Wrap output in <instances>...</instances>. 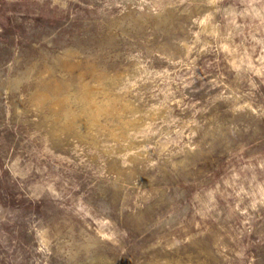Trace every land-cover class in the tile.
Segmentation results:
<instances>
[{
  "label": "rangeland",
  "instance_id": "rangeland-1",
  "mask_svg": "<svg viewBox=\"0 0 264 264\" xmlns=\"http://www.w3.org/2000/svg\"><path fill=\"white\" fill-rule=\"evenodd\" d=\"M0 264H264V0H0Z\"/></svg>",
  "mask_w": 264,
  "mask_h": 264
},
{
  "label": "bare ground",
  "instance_id": "bare-ground-1",
  "mask_svg": "<svg viewBox=\"0 0 264 264\" xmlns=\"http://www.w3.org/2000/svg\"><path fill=\"white\" fill-rule=\"evenodd\" d=\"M169 21H171V18L168 17L166 18L163 23H168ZM95 70V69H94ZM97 70V69H96ZM95 70V71H96ZM94 73V72H93ZM96 74V73H95ZM113 74V73H112ZM44 75V74H43ZM99 76V77H98ZM105 77V73L103 72H100L98 75H97V78H99V80H102L103 78ZM41 78V77H40ZM43 78V76H42ZM20 77L17 78V80H19ZM45 81H47L49 83V86L53 89H61L62 88V83L58 80V79H54V78H43ZM98 80V79H96ZM45 82V83H47ZM69 82V81H68ZM77 84V83H76ZM99 85V84H98ZM81 86V85H80ZM95 86V85H94ZM98 87V86H97ZM100 87V86H99ZM102 87V86H101ZM72 88V87H71ZM83 88V91L82 89H80L82 91V94L79 96V99L84 103V107L82 109V111L78 114H74L70 109H68L65 105V100L66 98L63 97H56L54 99H50V97L52 95H49V93L47 92H37V98H36V104L38 106H40L41 108L44 106V103L47 102V100L50 99V105L52 106V109L54 111L55 114L57 115H63V117L65 116V118L67 120L70 121V124L71 123H77V122H84L86 120H90L92 123H95L98 121V117L99 115L102 113V112H106V113H110V112H113L114 108H112L110 106V104H97V102L95 101L94 99V87L90 86V84L88 82H85L83 81L82 82V87ZM79 90V91H80ZM107 91V90H106ZM63 93V92H62ZM35 95V96H36ZM65 95V94H64ZM68 95V94H67ZM70 95V98H71V94ZM108 95V94H107ZM69 98V99H70ZM105 98V97H104ZM68 99V101H69ZM72 100V98H71ZM70 102V101H69ZM125 102V101H124ZM99 103V101H98ZM128 103V102H127ZM46 104V103H45ZM82 104V103H81ZM122 105V104H121ZM37 106V107H38ZM123 106V105H122ZM39 107V108H40ZM116 107V106H115ZM125 107V106H124ZM71 108V107H70ZM127 108V107H126ZM128 110V109H127ZM126 112V111H125ZM114 115V114H113ZM117 115V114H116ZM120 115V114H119ZM62 116H60L61 118ZM53 118V117H52ZM58 118V117H57ZM64 118V119H65ZM56 119V118H55ZM65 119V120H66ZM60 120H63V119H60ZM64 121V120H63ZM68 123V122H67ZM100 124V123H99ZM78 124H76L77 126ZM82 125H84L82 123ZM86 125V124H85ZM62 126V125H61ZM71 126V125H70ZM75 126V125H74ZM114 130V129H113ZM111 130V131H113ZM110 131V130H109ZM54 133V132H53ZM116 133V132H115ZM119 133V132H118ZM59 134V131H56V136ZM122 134V132L120 133ZM55 136V134H53ZM115 136V135H114Z\"/></svg>",
  "mask_w": 264,
  "mask_h": 264
}]
</instances>
